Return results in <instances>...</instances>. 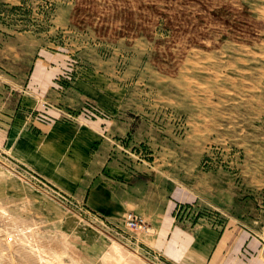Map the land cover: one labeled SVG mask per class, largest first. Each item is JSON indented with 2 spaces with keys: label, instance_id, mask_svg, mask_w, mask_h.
Listing matches in <instances>:
<instances>
[{
  "label": "rangeland",
  "instance_id": "obj_1",
  "mask_svg": "<svg viewBox=\"0 0 264 264\" xmlns=\"http://www.w3.org/2000/svg\"><path fill=\"white\" fill-rule=\"evenodd\" d=\"M0 34L37 37L66 53L68 67L56 79L60 90L94 73L81 56L85 51L114 59L117 77L131 68L133 84L158 105L137 119H147L161 135L170 127L173 137L203 153L201 172L226 173L241 200L264 205V0H0ZM0 77L5 100L15 86ZM18 109L22 119L31 111ZM69 111L77 118L111 117L90 101ZM4 136L0 132V204L62 243L66 264L113 258L103 255L115 240L94 228L84 210L64 206L31 183L29 171L9 157ZM117 143L136 157L142 152V162L154 159L150 146L130 134ZM262 210L246 225L264 238ZM91 241L97 249L88 251ZM3 247L8 257L0 252V264H28L18 246L7 240Z\"/></svg>",
  "mask_w": 264,
  "mask_h": 264
},
{
  "label": "crops",
  "instance_id": "obj_2",
  "mask_svg": "<svg viewBox=\"0 0 264 264\" xmlns=\"http://www.w3.org/2000/svg\"><path fill=\"white\" fill-rule=\"evenodd\" d=\"M81 56L94 73L60 90L56 79L68 67L66 53L37 37L0 34V76L15 86L5 100L0 97V132L9 157L72 197L88 222L115 240L103 255L113 258L103 264H264V238L246 225L264 205L241 200L226 173L201 172L203 153L173 137L170 127L161 135L147 119H137L158 105L133 84L131 68L117 77L114 59L92 51ZM87 101L111 117L66 118ZM19 105L31 110L24 119L16 117ZM31 112L55 121L32 122ZM129 134L150 146L153 161H138L120 147L117 141ZM126 212L141 216L155 233L123 228ZM86 246L97 249L92 241Z\"/></svg>",
  "mask_w": 264,
  "mask_h": 264
},
{
  "label": "bare ground",
  "instance_id": "obj_3",
  "mask_svg": "<svg viewBox=\"0 0 264 264\" xmlns=\"http://www.w3.org/2000/svg\"><path fill=\"white\" fill-rule=\"evenodd\" d=\"M0 219L2 221V225H0V234H2L3 236L0 237V252H2L6 258L8 257V252H6L5 248L3 247V243L9 240L10 242L13 243V245L18 246V248L15 250L21 252L22 253L21 255H24L25 258L24 260L28 264H66L62 260L60 254L61 252L59 251V249L63 247V244L58 242L55 238L50 239L38 234L36 231V227L32 225L34 222L32 224H30L31 222L26 223L17 216L12 215L8 211V209L1 204H0ZM5 264H9V263L6 262Z\"/></svg>",
  "mask_w": 264,
  "mask_h": 264
},
{
  "label": "built area",
  "instance_id": "obj_4",
  "mask_svg": "<svg viewBox=\"0 0 264 264\" xmlns=\"http://www.w3.org/2000/svg\"><path fill=\"white\" fill-rule=\"evenodd\" d=\"M100 114L101 112L98 111ZM19 118V116H16ZM30 118V121L34 122H40V123H51L55 121L53 118H51L49 115L46 114V112H31L28 116ZM80 117V116H79ZM78 117V118H79ZM66 118L68 120H76L77 114L72 111L66 112ZM138 161H143L144 154L140 152V154H137ZM27 179L36 185L38 188L46 192L49 196H51L53 199L58 201L59 203L63 204L64 206L72 209H78V203L70 196L66 195L59 189L53 187L52 185L48 184L46 181H44L41 177L36 175L35 173H28ZM119 224L123 226L128 231H131L134 234H153L155 233V230L151 228V226L139 215L133 213V212H126L122 215L120 218ZM121 232L123 230L119 229Z\"/></svg>",
  "mask_w": 264,
  "mask_h": 264
}]
</instances>
